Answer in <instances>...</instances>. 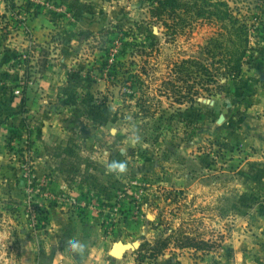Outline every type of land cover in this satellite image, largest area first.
I'll return each mask as SVG.
<instances>
[{
	"label": "rangeland",
	"instance_id": "obj_1",
	"mask_svg": "<svg viewBox=\"0 0 264 264\" xmlns=\"http://www.w3.org/2000/svg\"><path fill=\"white\" fill-rule=\"evenodd\" d=\"M43 1L46 2V8L41 12L59 19V22L54 23L53 18L55 26H51V35L46 46L37 47L39 44H32V50L36 54L30 51L31 47H27L16 50L17 54L11 49L5 57L4 62L8 65L15 58L21 63L20 60L34 61L35 56L39 57L38 53L45 55L39 57L41 65L36 70L29 69L24 80L11 83L10 92L12 91L13 96L26 98L27 92L33 88L39 90L37 69L41 72L48 61L45 47H63V53H74V58L65 56L64 68L56 67L47 71L45 78L55 84V87H48L47 95L55 98L59 96L60 100L46 104V111L75 115L79 127L89 126L90 132L94 130L97 135H101L96 139L97 144L112 148V160L119 156L118 149L122 142L126 144L129 156H136L137 153L134 152L138 151L137 161L154 165L158 149L163 150V157L170 156L180 140L186 139V144L191 145L192 155L199 151L204 154L206 151L209 163L207 173L219 176L215 172L217 168L210 165L213 158L208 152L216 141L215 131L218 124L225 120L224 118L220 122L222 115H219L227 111L224 100L218 96L232 94L234 85L251 77L252 66L261 67L264 63V0H226L230 10L224 19L217 15L185 16V27L179 28L177 34L172 33V20L165 24L151 19L148 13L149 0ZM222 4L219 3L225 8ZM245 23L248 27L240 34L238 27ZM105 27H113L121 31V34L127 33L125 40L134 46L129 47L125 54H120V41L114 40L113 44H109L107 38H95L94 34ZM105 44L110 45L111 49L107 56L100 48ZM19 54L21 57H18ZM234 57H242L241 70L233 75H224L227 72L226 61L228 63ZM105 60L107 67L100 72ZM116 61H122L125 65L120 70L125 71L121 73L124 81L128 78L131 80L135 73L140 75L135 81L136 86L140 87L137 96L129 98L124 95L123 92L132 94L134 90L126 88V82L115 76L112 64ZM143 67L146 70L142 71ZM9 74L6 73L7 77ZM230 98L234 99L235 96ZM141 99H148L144 108L141 106ZM213 101L220 103L213 106ZM140 107L142 111L149 109L150 112L142 113ZM39 109L38 104L34 108H26V103L23 107L21 102L17 112L4 118L8 120L0 121L2 142L5 141L6 144L14 139L15 143H19L16 150L21 149V145L26 143L25 138L20 135L21 131L27 126L34 129L39 124V120L30 124L33 120L29 119V111L37 112ZM236 111L231 109L229 116ZM14 114L21 115L20 121L10 122L9 118ZM184 129L186 133L183 138L179 133H183ZM30 160L29 156L23 160L26 182L32 177ZM191 166V175L203 174L199 172V165L196 169ZM220 174L225 182H231L229 169ZM135 177L137 178L129 179L128 186L133 192L128 208L125 203L108 199L100 205L105 211H100L94 218L115 241L144 243L146 247L143 250L149 254L148 247L151 243L147 239L155 233L153 227L156 223H152L151 212H148V217L142 206L151 208L153 205L155 181L153 174L147 170L145 174ZM134 180L138 183H133ZM187 191L171 185L161 189L165 194L174 193L177 204L184 203L187 198L184 193ZM139 193L142 194L140 199L136 198ZM107 205H111L110 210ZM117 205L119 210L115 212L113 207ZM224 205L229 210L232 200L228 199ZM162 213L160 219H165L168 214L166 208ZM49 218V212L37 201H28L27 193H13L10 185L0 184V264H31L33 258L22 249L21 241L29 229L34 238L40 233L35 244H41L42 247L51 233ZM159 224L168 229L169 220L166 218ZM189 227L193 226L186 225L185 230ZM168 232H163L167 234L159 237L171 236L170 244H175L179 241L177 239L182 240L179 233ZM190 234L196 236L192 232ZM212 245L216 247L214 243ZM134 251H127L125 257L131 259ZM138 253L141 255V252ZM143 255L146 256V253Z\"/></svg>",
	"mask_w": 264,
	"mask_h": 264
},
{
	"label": "crops",
	"instance_id": "obj_2",
	"mask_svg": "<svg viewBox=\"0 0 264 264\" xmlns=\"http://www.w3.org/2000/svg\"><path fill=\"white\" fill-rule=\"evenodd\" d=\"M22 2L0 3V121L17 112L23 100V97L11 94V83L22 80L29 69L36 70L41 65L39 57L45 55L38 53L39 57L35 56L34 61L19 59L21 63L15 58L8 65L4 62L5 57L11 49L17 54L16 50L27 47L36 54L32 44L46 46L51 26L59 22V19L41 12L46 8L42 4L38 6L37 14H29L22 27L21 21L13 16V11ZM50 48L45 47L48 65L41 72L37 69L39 85L37 82L36 86L40 89L33 88L26 94V108L40 105L37 112L29 111V119L33 120L30 124L36 120L39 124L34 129L27 126L21 131L20 135L27 144L21 145L18 151L19 143L11 139L6 145L0 133V184L10 185L13 193L26 195L28 181L23 160L29 156L32 202L37 201L50 216L51 233L42 247L35 244L40 233L34 238L29 229L21 241L22 249L33 258L31 264H264V63L261 67L252 66L251 77L234 85L232 94L218 96L224 100L227 111L219 115L225 120L218 124L216 141L208 151L213 158L210 165L216 167L215 172L219 174L214 176L207 173L206 151L192 155L186 139L180 140L170 156L163 157V150L158 149L154 165L137 161L138 151L134 152L136 156H129L126 144L122 142L119 156L112 160V148L97 144L96 139L101 135L94 130L90 132L89 126L79 127L75 115L46 111V104L60 100L59 96L47 95L48 87H55L45 78L47 71L64 68L65 56L74 58V53L64 54L63 47ZM6 73H10L8 77ZM231 96L235 98L231 99ZM213 103L218 106L220 102ZM231 109L237 111L229 116ZM20 119V114L9 118L10 122ZM185 133L184 129L179 135L184 138ZM198 165L203 174L191 175L190 166L196 169ZM227 169L231 171V182H225L220 174ZM146 170L153 174L156 187L151 208L142 206L148 217L151 212L152 223H156L153 227L155 233L147 240L152 244L161 234H167L163 232L190 231L216 247L207 251L170 244L156 258H149L145 250L141 255L134 251L131 259L125 257L126 253L122 259L110 255L118 240L106 233L94 217L105 211L100 205L108 199L125 203L128 208L133 192L128 186L129 179L145 174ZM169 185L188 190L184 193L187 198L183 204H177L174 193L161 192L162 187ZM56 195L59 200L53 198ZM228 199L232 200L229 210L224 205ZM107 207L110 210L111 205ZM165 208L168 229L159 224L166 219H160ZM186 225L193 227L185 230Z\"/></svg>",
	"mask_w": 264,
	"mask_h": 264
},
{
	"label": "trees",
	"instance_id": "obj_3",
	"mask_svg": "<svg viewBox=\"0 0 264 264\" xmlns=\"http://www.w3.org/2000/svg\"><path fill=\"white\" fill-rule=\"evenodd\" d=\"M149 3L150 4H149L148 13L151 19L158 22H164L165 24H168V22L172 20L174 22V28H172L173 30L172 33H176V34L179 28L184 29L185 27L184 24L185 21L187 20L185 16L194 17L197 15H203V16L211 17L212 15H217V17H219L220 19H224L228 16L227 12L230 10L228 5L226 4L227 3L226 0H149ZM219 3H223L222 5H225L227 8L221 7ZM25 6L28 14L38 13L39 8H37L33 3L27 2L25 3ZM233 23L235 24V22ZM247 27L248 24L246 23L243 25L241 24L240 27H238L239 33L242 34V32H245V28ZM126 35L127 33L121 34V31H118L113 27H105L104 29H101L97 34H94V37L101 39L107 38V42L109 44L110 43L113 44L114 40L120 41L121 51H119V53L125 54L129 47L134 46L133 43H130V41L128 40H125ZM109 46L105 44V46L100 47L106 56L111 52ZM184 62H188V61H183V63ZM107 64H108L107 60H105L102 63V66L100 67L99 71L100 72L104 71L105 67H107L106 66ZM226 64H227V72H224L223 74L233 75L234 72L241 70L242 57H237V58L234 57V59L229 60L228 63L226 61ZM112 66L115 76L122 79L123 82H126V86H127L126 88L134 90L132 94L123 92L124 95H126L129 98H133L137 96L139 94L138 91L140 87L136 86L135 81L138 80L140 75L135 73L134 75L131 76L132 78L131 80L128 78L127 80L124 81L123 79L124 77L121 73H124L125 71L124 72L120 71L123 68V66H125L124 63H122V61H116L115 63L112 64ZM205 69L208 70L207 68ZM144 70H146L145 67H143L142 71ZM144 93L142 96H144ZM178 100L182 102L181 99ZM140 101L142 102L141 106H143L144 108L145 107L144 104L145 102L148 101V99H141ZM25 103H26V98L23 97L22 100L23 107L25 106ZM141 112L147 114L150 111L149 109H146L145 111L141 110ZM121 210L122 212H124L123 209ZM179 234L181 235L180 238H182V240L177 239L179 241H176L175 243L176 246L191 247V248H195L196 250H207V251L211 250L213 247L212 243L209 240L199 239L198 237L193 236L188 232H180ZM170 240H171V236L156 238L154 244H151L148 247V251H149L148 257L156 258L160 253L163 252V250H165L170 245L171 242ZM145 247L146 245L142 243L139 246V248L136 249V251L141 252ZM141 258L144 259V257Z\"/></svg>",
	"mask_w": 264,
	"mask_h": 264
},
{
	"label": "built area",
	"instance_id": "obj_4",
	"mask_svg": "<svg viewBox=\"0 0 264 264\" xmlns=\"http://www.w3.org/2000/svg\"><path fill=\"white\" fill-rule=\"evenodd\" d=\"M12 1L13 0H0V3L8 4V3H11ZM22 1L23 2L20 3V6L18 7V9H16L15 11H13V16L16 19L20 20L21 21V26L24 27L25 26L26 19L29 16V14H28V12L26 10L25 3H27V2L33 3L38 8L39 5H42V4L46 3V2H43L42 0H22ZM24 57H26V54H25ZM30 57H31V55H30ZM32 181H33L32 177L28 179V186H27L28 187V190H27V193H28V201L29 202L32 201V196H31L32 195V192H33ZM134 183L137 184L138 182L135 181ZM141 195L142 194H140V193L137 194V197L136 198L140 199L141 198ZM53 198L56 199V200H59V197L57 195L55 197H53ZM118 210H119V205H117V206L114 207V211L115 212H118Z\"/></svg>",
	"mask_w": 264,
	"mask_h": 264
},
{
	"label": "water",
	"instance_id": "obj_5",
	"mask_svg": "<svg viewBox=\"0 0 264 264\" xmlns=\"http://www.w3.org/2000/svg\"><path fill=\"white\" fill-rule=\"evenodd\" d=\"M224 119V116L220 118V122ZM140 246V242H124L123 240H118L114 243L112 249L110 250V255L115 259H122L124 254L129 250H136Z\"/></svg>",
	"mask_w": 264,
	"mask_h": 264
}]
</instances>
